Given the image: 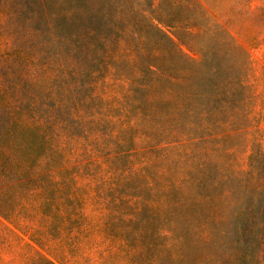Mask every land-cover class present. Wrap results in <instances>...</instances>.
Masks as SVG:
<instances>
[{"label": "trees", "instance_id": "obj_1", "mask_svg": "<svg viewBox=\"0 0 264 264\" xmlns=\"http://www.w3.org/2000/svg\"><path fill=\"white\" fill-rule=\"evenodd\" d=\"M133 1L0 0V264H255L249 56L218 25L233 59L191 58Z\"/></svg>", "mask_w": 264, "mask_h": 264}, {"label": "rangeland", "instance_id": "obj_2", "mask_svg": "<svg viewBox=\"0 0 264 264\" xmlns=\"http://www.w3.org/2000/svg\"><path fill=\"white\" fill-rule=\"evenodd\" d=\"M128 1L121 0L124 8L130 6ZM132 5H137L148 16L150 13L156 16L170 13L173 23L182 17L183 22L176 25V31L166 30L182 52L191 58L199 60L202 55L211 58L218 55L233 59L229 50L220 44L222 36H218V25L246 50L250 62L247 83L253 97L247 106L249 116L244 131L232 140L229 148L232 150L234 166L239 171H249L250 156L256 154L254 173L264 179V0H134ZM108 6L110 7V3ZM204 13L211 19L206 20ZM174 35L179 36L181 41ZM204 65L216 66L214 62ZM231 66L232 63L221 64L223 68ZM254 222L258 224L260 220L256 218ZM18 234L28 242L27 237ZM246 241L248 244H260L261 250L255 255V264H264V228L255 230ZM196 249L189 250L188 257L199 264L196 257L199 256V244ZM256 249L255 247L254 252ZM9 260L10 257H6V261ZM56 264L79 262L69 259V262Z\"/></svg>", "mask_w": 264, "mask_h": 264}]
</instances>
